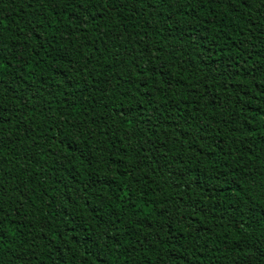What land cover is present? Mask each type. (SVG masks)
I'll list each match as a JSON object with an SVG mask.
<instances>
[{
    "label": "trees",
    "instance_id": "16d2710c",
    "mask_svg": "<svg viewBox=\"0 0 264 264\" xmlns=\"http://www.w3.org/2000/svg\"><path fill=\"white\" fill-rule=\"evenodd\" d=\"M0 221V264H264V0H0Z\"/></svg>",
    "mask_w": 264,
    "mask_h": 264
},
{
    "label": "snow or ice",
    "instance_id": "6c2138e0",
    "mask_svg": "<svg viewBox=\"0 0 264 264\" xmlns=\"http://www.w3.org/2000/svg\"><path fill=\"white\" fill-rule=\"evenodd\" d=\"M105 7H107V5H105ZM0 223H2V221H0Z\"/></svg>",
    "mask_w": 264,
    "mask_h": 264
}]
</instances>
